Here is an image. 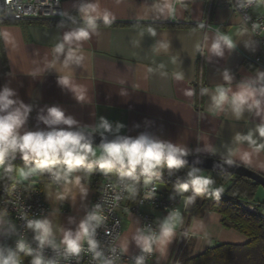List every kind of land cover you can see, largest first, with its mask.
<instances>
[{
	"label": "crops",
	"instance_id": "obj_1",
	"mask_svg": "<svg viewBox=\"0 0 264 264\" xmlns=\"http://www.w3.org/2000/svg\"><path fill=\"white\" fill-rule=\"evenodd\" d=\"M77 3L79 0L63 1L62 10L79 21L74 7ZM173 3L177 9L175 17L158 19L151 7L153 0H100L101 9H108L115 17L114 22L105 26L98 21L97 34L79 42L85 57L81 65L64 67L61 58L54 69L50 67L52 49L73 26L71 20L66 16L59 19L65 21L64 27L43 23L45 20L0 22V88L7 84L16 90L20 99L33 105L27 125L31 130L45 127L37 121L41 109L58 105L81 125L95 126L103 116L114 125L124 124L121 134L136 136L148 132L193 151L200 148L198 155L206 157L226 160L228 149L232 148L236 152L232 156L235 163L264 175V151L253 154L246 163L240 153L250 151L247 143L233 142L236 132L246 133L255 127L259 118L245 113L237 120L227 106L224 111H210V95L200 94L202 88L214 91L217 85L225 83L222 78L225 68L234 76L233 88L240 80L254 75L258 67L245 58L260 52L257 39L243 25L239 15L220 0H173ZM252 13L264 16V6H255ZM148 27L156 29L155 37L147 34ZM244 28L248 29L246 33ZM141 32H144L143 37ZM217 32L228 34L237 47L231 54L226 50L224 58L212 56L209 62L210 53L203 47L204 38L207 35L210 44ZM161 39L169 42L170 47L167 51L154 52V44ZM246 41L253 46L258 44L255 52L244 47ZM198 43L202 51L197 50ZM160 64L164 65L162 70L158 69ZM149 67L156 71L148 73ZM161 71L167 75H161ZM57 72L71 79L77 92L85 96L83 103L58 85ZM177 74L182 78L178 79ZM189 90L194 94L186 95ZM206 144L215 155L203 151ZM24 164L18 157L17 167ZM95 173L83 181L89 187L86 200L80 199L79 189L72 184L68 185L67 199L60 198L64 194L62 185H44L43 198L49 208L45 216L52 222L57 243L62 237L61 229H74L89 210L95 194ZM162 190L169 191L166 187ZM134 195H129L120 210L123 228L119 245L127 249L123 251L126 255L139 249L133 237L141 228L140 217L126 208L133 203ZM140 211L152 215L158 222L167 215L147 205H142ZM179 213L176 236L167 254L161 256L155 251L149 264H181L184 259L201 254L215 244L247 241L239 231L225 228L221 216L208 205L199 208L195 202ZM69 218H72L71 223ZM5 230L6 221L0 218V237ZM30 261L31 258L27 264Z\"/></svg>",
	"mask_w": 264,
	"mask_h": 264
},
{
	"label": "clouds",
	"instance_id": "obj_2",
	"mask_svg": "<svg viewBox=\"0 0 264 264\" xmlns=\"http://www.w3.org/2000/svg\"><path fill=\"white\" fill-rule=\"evenodd\" d=\"M74 7L79 21L67 11L61 13L72 21L73 26L63 33L52 49L53 60L50 67L53 69L61 58L64 67L81 65L85 57L80 51L79 42L87 41L97 34L98 21L110 26L115 20L108 9H101L100 0H79ZM151 7L158 19L161 16L174 18L177 12L173 0H153ZM64 25L63 21L58 24L59 27ZM257 27L258 25L253 24V29ZM243 31L246 33L248 29L244 28ZM147 34L155 37L156 29L148 27ZM140 35L143 37L144 32ZM5 38H8L7 34ZM208 40L206 35L203 47L210 53L207 58L209 62L212 56L224 58L226 50L231 54L237 47L233 39L222 32H217L211 38L210 44ZM134 44L138 45L139 41H134ZM257 46L258 44L253 46L252 43L244 42V47L253 52ZM169 47V42L161 39L156 41L152 49L158 53L161 50L167 51ZM201 47L199 43L196 45L198 51ZM163 68V64L158 65V69ZM154 71L156 69L151 67L147 69L148 73ZM57 73L58 85L71 92L78 102L83 103L85 96L77 92L71 79ZM161 75L167 73L161 71ZM177 78L182 77L177 74ZM222 78L224 84L217 85L214 91L207 87L202 88L200 94L210 95V111H224L227 106L237 120L242 119L245 113L254 114L259 118L254 128H250L246 133L236 132L233 137V142L237 145L247 143L250 151L240 153V158L247 163L253 154L264 151V70L257 68L254 75L240 80L235 88L231 86L234 76L230 69L223 70ZM193 94L191 90L186 92L189 96ZM33 110V105L20 99L15 89L7 84L0 88V169L9 180L13 178L14 171L25 180L38 173H46L54 184L64 187L61 199L68 198V185L72 184L79 189L80 199L86 200L89 187L83 181L97 170L105 175L115 170L119 184L124 190L135 194L141 178L145 186L153 185L154 178L162 177L161 169L165 167L168 176H174L179 169L189 164L188 157L201 152L200 148L193 151L187 146L160 139L148 132H141L136 136L121 134L125 125L120 122L114 125L103 116L95 126L81 125L58 105L41 109L37 114V121L45 127L31 130L27 125ZM97 135L101 138L99 154L94 147V138ZM203 151L215 155L214 150L207 144ZM235 154V150L229 148L225 162L233 164L232 156ZM18 157L25 162L24 166L15 165L14 161ZM200 163L201 160L197 158L185 175L176 177L172 186L173 194L184 197L185 207L194 204L198 197H203L206 193L217 199L220 197L222 189L213 187V178L201 174L202 169L195 166ZM187 193L191 194L185 196ZM155 197L156 188L153 186L151 191L145 193L144 198L151 200ZM115 199L119 200L120 197L116 196ZM170 199H173V195ZM5 214L6 210L0 211V218ZM105 219L102 205L95 204L74 229H61L62 237L59 243L56 242L50 219L46 216L27 219L26 227L33 232L36 247L33 248L23 238L16 240L15 247L0 244V264H22L20 253L31 257L30 264H60L57 258L45 257L46 248H50L58 257L62 256L65 261L79 257L82 252H88L92 254V259L100 261V264H114L112 259L105 256L97 239V230L104 224ZM69 222H72V218H69ZM179 222L180 213L174 209L168 211L159 221L156 230L150 226L147 229L138 228L133 239L141 254L134 257L133 264H145V254H152L154 251L165 256L175 239ZM111 251L115 253L116 249ZM122 251L127 249L122 248Z\"/></svg>",
	"mask_w": 264,
	"mask_h": 264
},
{
	"label": "built area",
	"instance_id": "obj_3",
	"mask_svg": "<svg viewBox=\"0 0 264 264\" xmlns=\"http://www.w3.org/2000/svg\"><path fill=\"white\" fill-rule=\"evenodd\" d=\"M63 1L66 0H0V22L56 21L63 17L61 15ZM220 3L237 13L243 25L257 39L260 52L256 55H248L245 59L254 63L260 70H264V16L252 13L255 6H264V0H220ZM253 24L258 27L253 29ZM14 163L17 166V159ZM97 173L95 194L88 210L90 211L95 204L100 203L106 217L104 224L97 230V239L100 241L105 256L112 259L114 264L121 262L133 264L134 257L141 254L140 249L134 254L126 255L119 245L123 228L120 210L131 193L119 184L115 170L108 175L98 170ZM12 177L9 180L0 169V211L6 210L3 216L6 221V230L0 237V244L15 247L16 240L23 238L35 248L33 232L26 227V220L41 218L48 213L49 208L43 198V187L53 182L46 173H38L25 180L14 171ZM153 186L156 188V197L151 200L145 199V193L151 191ZM162 186L163 183L156 178L153 180V185L145 186L141 178L137 185V189L140 190L137 200L126 206L128 210L139 215L141 228L147 229L150 226L156 230L159 223L152 215L140 211L142 205L152 206L167 214L168 211L174 209L179 212L184 209V197L169 194L171 190H162ZM222 194L223 191L220 195ZM172 195L173 199H170ZM116 196L120 199L116 200ZM245 206L250 211L264 217V207L258 209L254 205ZM84 246L87 247L86 242ZM113 248L116 249L115 253L111 251ZM44 255L46 258L59 259L60 264H100V261L92 259V254L88 252H82L79 257H73L69 261H65L62 256L58 257L50 248L44 250ZM145 255V264H149L154 258L155 251ZM20 257L22 264H27L28 259L31 258L25 253H20Z\"/></svg>",
	"mask_w": 264,
	"mask_h": 264
},
{
	"label": "trees",
	"instance_id": "obj_4",
	"mask_svg": "<svg viewBox=\"0 0 264 264\" xmlns=\"http://www.w3.org/2000/svg\"><path fill=\"white\" fill-rule=\"evenodd\" d=\"M42 22L57 25L61 21ZM188 170L189 166L186 165L179 169L176 175L170 177L166 167L162 168L163 175L159 178L160 182L167 189L172 190L176 177L185 175ZM206 173L215 181L213 187L221 188L223 194L217 199L206 193L203 197L197 198V207L204 208L208 205L212 211L221 216V224L225 228L239 231L247 237V241L240 244L227 242L215 244L201 254L184 259L181 264H264V217L245 206L254 205L258 209L264 207V201L256 199L261 186L249 178L225 172L206 171ZM95 174L97 177V171ZM139 194L140 190L137 189L133 203Z\"/></svg>",
	"mask_w": 264,
	"mask_h": 264
},
{
	"label": "water",
	"instance_id": "obj_5",
	"mask_svg": "<svg viewBox=\"0 0 264 264\" xmlns=\"http://www.w3.org/2000/svg\"><path fill=\"white\" fill-rule=\"evenodd\" d=\"M100 143H101V138L99 137V135H97L94 138V147H99ZM197 158L201 160V163L196 164L195 166L201 168L202 170L219 171V172L233 174L236 176L246 177V178H249L255 181L256 183H258L260 186L264 188V175L257 173L253 171L252 169L246 166L237 164L235 162L229 165L225 162L226 160L215 159L212 157H206V156L194 154L187 158L189 161V164L187 166L189 167L192 166ZM216 165L218 166L216 167Z\"/></svg>",
	"mask_w": 264,
	"mask_h": 264
},
{
	"label": "rangeland",
	"instance_id": "obj_6",
	"mask_svg": "<svg viewBox=\"0 0 264 264\" xmlns=\"http://www.w3.org/2000/svg\"><path fill=\"white\" fill-rule=\"evenodd\" d=\"M95 148H96L97 150H100L99 147H95ZM201 174L208 176L205 170H202V173H201ZM162 187H163V188L165 187L164 184H163ZM263 194H264V188L261 186V187L259 188V191H258L257 195H256V199H258V200L261 201L262 198H263Z\"/></svg>",
	"mask_w": 264,
	"mask_h": 264
}]
</instances>
